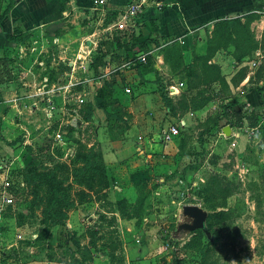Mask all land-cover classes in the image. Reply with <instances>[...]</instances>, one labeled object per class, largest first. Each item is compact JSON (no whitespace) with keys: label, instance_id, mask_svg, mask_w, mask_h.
I'll return each instance as SVG.
<instances>
[{"label":"rangeland","instance_id":"374dc122","mask_svg":"<svg viewBox=\"0 0 264 264\" xmlns=\"http://www.w3.org/2000/svg\"><path fill=\"white\" fill-rule=\"evenodd\" d=\"M244 13L216 20L201 55L189 41L107 27L104 13L97 26L107 29L89 31L84 42L96 47L91 61L102 56L90 61L89 80L76 71L70 77L72 58L60 59L53 47L41 53L35 82L48 92L34 97L45 104L61 90L71 120L39 125L45 131L34 146L0 156V180L10 181L13 196L0 202V264H264V106L256 90L240 88L249 71L251 87L264 80V16ZM217 52L225 62L212 61ZM92 93L101 115L88 111L91 121L77 127L72 117L88 110L82 99ZM139 96L146 101L134 102V115ZM102 121L117 152L111 165L98 142ZM30 161L35 172L54 175L60 206H49L48 184L29 175ZM189 203L208 211L214 239L197 229L175 236ZM58 210L65 217L57 212L52 220L60 223L46 226V211Z\"/></svg>","mask_w":264,"mask_h":264},{"label":"crops","instance_id":"0c3cea01","mask_svg":"<svg viewBox=\"0 0 264 264\" xmlns=\"http://www.w3.org/2000/svg\"><path fill=\"white\" fill-rule=\"evenodd\" d=\"M128 2L129 0H105L104 4L99 5L94 0H17L9 14L0 20V156L3 154L16 156L29 148L28 145L34 146L35 141H40L45 131L43 130L45 127L37 131L39 125L45 126L49 121L61 123L63 119L67 122L71 120L65 116L68 111L61 90L44 100L45 104H40L34 97L36 94L48 92L42 85L36 87L35 82L40 64H44V56L41 53L53 47L57 50L60 59L72 58L68 62L70 70L67 74L70 77H76L78 74L89 80L92 71L90 53H94L96 47L92 44L89 45L91 49H85L84 42L91 38L88 32L96 33L117 24L121 21V15L126 10ZM7 3L8 0H0V14ZM164 3L163 6H156L148 0L139 13L141 15L137 14L128 23L131 29L135 28L137 31L141 29L144 35L153 32L159 36H166L165 40L179 36L178 39L181 41L191 42L195 53L201 55L207 51L216 20L242 12L253 16L258 13L255 10L263 6L264 0H165ZM108 10H117L118 13L108 20L107 24L111 22L112 24L100 29L97 23L102 20L101 15L104 13L106 15ZM218 15L221 17L215 18ZM14 27H19L23 32L28 33L29 37L24 41L8 39L7 34ZM222 57L225 56L217 52L212 57V61L225 62ZM241 58L243 59V56ZM222 69L224 70L225 67ZM251 73L252 71H249L240 84V88L249 91L248 94L264 86V80H260L255 87L246 83ZM224 77L230 83V77ZM147 85L151 87L152 83ZM65 86L70 85L65 84ZM140 96L135 98L131 105L134 115H136L134 102L141 99L143 103L146 101ZM255 96L256 100H260L258 91ZM95 98H97L96 104L99 103L98 97L93 93L90 98L82 99V102L95 103ZM96 104L93 112L100 116L99 110L102 108ZM143 107L146 109L145 105ZM72 119H75V125L79 120L77 127L91 121L88 114L87 118H84L80 112ZM105 128L102 121L97 130L98 142L102 145L105 161L111 165L117 152L112 151L111 146H114V141L105 136ZM19 136L22 137L23 142L19 141ZM15 161L14 158L12 163Z\"/></svg>","mask_w":264,"mask_h":264},{"label":"trees","instance_id":"16d2710c","mask_svg":"<svg viewBox=\"0 0 264 264\" xmlns=\"http://www.w3.org/2000/svg\"><path fill=\"white\" fill-rule=\"evenodd\" d=\"M17 2V0H8V3H7V5H6V7H5V9L3 10V12L0 14V20L4 17V16H6V15H8L9 14V12H10V9L13 7V5L15 4ZM163 8V7H162ZM253 9H256V8H253ZM252 9V10H253ZM259 9V8H258ZM250 10V9H249ZM118 13V11L117 10H108L107 11V16L109 17V19H112V18H114L115 16H116V14ZM139 16L141 15V14H138ZM219 17H221V16H215V18H219ZM214 18V17H213ZM199 25V24H198ZM226 26L228 27V25L226 24ZM139 34H140V32L138 33V36H139ZM130 36H134L135 35V32H134V30H130V34H129ZM138 36H135L136 38H138ZM29 37V34L28 33H26V32H23L19 27H14L13 29H12V31L10 32V33H8L7 34V38L8 39H10V40H12V41H24L25 39H27ZM221 37V36H220ZM179 38V36H172L171 38H170V40L167 42V43H172V41H173V43H175L176 42V39H178ZM221 39V38H220ZM207 50H209V46H208V48H207ZM207 52V51H206ZM102 57V56H101ZM101 57L99 56V57H97V58H95L94 59V61H91V63L92 62H98L99 60H101ZM91 63H90V66H91ZM160 91H161V95H162V99H163V101H164V103L166 104V106L167 107H171V99H170V96H168V94H167V90H166V88L164 87V86H160ZM257 91H258V95H259V97H260V101L264 104V86L263 87H260V88H258L257 89ZM99 95H101V94H99ZM98 107H101L100 106V102L99 103H97L96 104ZM86 107H87V109L88 110H86V112L84 113V114H82V116L84 117V118H87V114L89 113L90 114V112H88V111H93V107H94V105H92V104H90V103H87L86 104ZM73 127V126H72ZM74 128V127H73ZM78 156H80L81 158H83V159H87V156H86V154L85 153H80ZM35 164H34V162L33 161H30V163L27 165V167H26V169H27V172L29 173V175H31V176H40L42 179H44V181H46L47 182V184H48V188H49V193H50V197L48 198L49 200L48 201H50V205L49 206H51L52 205V207H55V206H60V201L58 200L59 198H58V193H59V190H60V187H59V184L58 183H56V181H55V178H54V175H51L50 174V172L48 171V172H35V170H36V168H35V166H34ZM98 169V168H97ZM95 174H93V173H89V174H87V178H89L90 180L91 179H93V178H95V176H94ZM105 175V174H104ZM102 181V180H101ZM103 183V182H102ZM104 184L106 185L107 184V181H105L104 182ZM52 201V202H51ZM57 212H59L58 214H59V216H61V217H65V213L64 212H62V211H60V210H58V211H46V213H47V217L45 218V220H44V222H45V224H46V226H48L50 223H52V224H57V223H60L59 221H56V220H52V219H55L56 218V216H58V214H57ZM207 218H208V216H207ZM49 219H50V221H49ZM48 224V225H47ZM206 226H207V228L209 229V227H208V224H207V219H206ZM197 230H201V229H197ZM210 230V229H209ZM202 231V230H201ZM211 231V230H210ZM212 233V232H211ZM212 235H214L215 237H216V235L214 234V233H212ZM206 236V235H205Z\"/></svg>","mask_w":264,"mask_h":264},{"label":"built area","instance_id":"2783aa9c","mask_svg":"<svg viewBox=\"0 0 264 264\" xmlns=\"http://www.w3.org/2000/svg\"><path fill=\"white\" fill-rule=\"evenodd\" d=\"M95 3L101 5L104 4L105 0H94ZM148 0H129L127 4V8L124 13L121 15V21L117 22V27L119 29H124L129 27V21L131 22L132 19L142 11L143 6ZM156 6H163L165 0H150ZM256 12L264 15V4L261 8L255 10ZM169 91L172 92L173 90H177V88L173 85L169 86ZM128 90V89H127ZM184 121L180 120L178 125L170 126V128L163 130V138H169L171 135L178 132V126H183ZM234 144V143H233ZM0 185L3 187V190L0 193V202L5 201V203L10 204L13 202V196L10 191L8 190L10 186V181L6 178L0 180ZM8 187V188H7Z\"/></svg>","mask_w":264,"mask_h":264},{"label":"water","instance_id":"95a60500","mask_svg":"<svg viewBox=\"0 0 264 264\" xmlns=\"http://www.w3.org/2000/svg\"><path fill=\"white\" fill-rule=\"evenodd\" d=\"M90 45H92V43ZM78 121L79 120L76 121V125H78ZM223 132L226 135H230V126H225L223 128ZM180 216L182 217V220L177 225L175 236H185L191 231L201 229L209 240L215 238V236L212 235L211 231L206 226L208 211L202 206L193 203L183 204L181 207Z\"/></svg>","mask_w":264,"mask_h":264}]
</instances>
